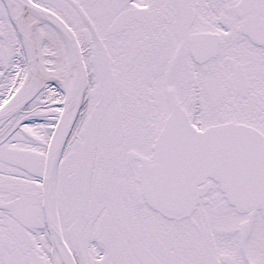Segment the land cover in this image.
<instances>
[{
  "label": "snow or ice",
  "instance_id": "1",
  "mask_svg": "<svg viewBox=\"0 0 264 264\" xmlns=\"http://www.w3.org/2000/svg\"><path fill=\"white\" fill-rule=\"evenodd\" d=\"M0 264H264V0H0Z\"/></svg>",
  "mask_w": 264,
  "mask_h": 264
}]
</instances>
